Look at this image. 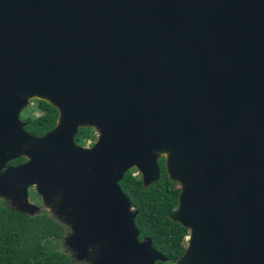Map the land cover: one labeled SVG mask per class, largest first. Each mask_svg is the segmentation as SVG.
<instances>
[{"label": "water", "instance_id": "obj_1", "mask_svg": "<svg viewBox=\"0 0 264 264\" xmlns=\"http://www.w3.org/2000/svg\"><path fill=\"white\" fill-rule=\"evenodd\" d=\"M33 99L59 112L39 137ZM20 157L0 198L65 224L78 263L168 260L120 186L164 157L189 232L173 264H264V0H0V171Z\"/></svg>", "mask_w": 264, "mask_h": 264}, {"label": "trees", "instance_id": "obj_2", "mask_svg": "<svg viewBox=\"0 0 264 264\" xmlns=\"http://www.w3.org/2000/svg\"><path fill=\"white\" fill-rule=\"evenodd\" d=\"M38 102L46 114L31 122L29 130L40 135L54 127L58 112L47 102ZM80 134L82 138L92 137L88 128H82ZM160 166V179L148 187L136 169L124 175L120 186L139 211L135 218L139 238L151 237L154 247L168 259L156 264H173L184 253L189 232L169 218L177 206L180 188L169 179L163 161ZM68 232V227L47 210L30 215L0 201V264H79L70 251L57 247L56 242Z\"/></svg>", "mask_w": 264, "mask_h": 264}, {"label": "flooded vegetation", "instance_id": "obj_3", "mask_svg": "<svg viewBox=\"0 0 264 264\" xmlns=\"http://www.w3.org/2000/svg\"><path fill=\"white\" fill-rule=\"evenodd\" d=\"M38 101H39L38 99L31 100L30 103H29V105H28L30 107L29 108V111H27V113L25 115H22V113H23L22 112L20 114V119L25 123V130L27 132H29V133H31V134L39 137V136L44 135L48 131L45 132L44 134L38 135V134H35L34 132H32L31 130H29L30 129L31 122H33V121L34 122H38V120L39 119H43L45 117V114H46V111L44 109H41L39 107V102ZM57 112H58V110H57ZM58 115H59V112H58ZM57 119H58V116H57ZM57 119H56V123H57ZM56 123H55V125H56ZM85 128H88L89 131H92V133H93L92 137H90V138H82V136L80 134V130L82 128H80L79 131H78V133H77V135H76V137H75V142H76V144H78L80 146H83L85 148H90V147H92L95 144V142L97 140L98 133H97V131L94 128H91V127H85ZM26 161H27V158L20 157L18 159H14V160L8 162L7 165L0 171V174L3 173L8 167H18V166L24 164ZM162 161H163L164 166H165V158L164 157H162V158L159 159V166L161 165V162ZM160 169H161V166H160ZM161 173H162V170H161ZM28 194H29V201L31 203L36 204L38 206H41L42 205L41 198L36 193V190H35L34 187H30L28 189ZM0 201H4L8 206H10V207H12L14 209V207L11 205V202L9 200L0 198Z\"/></svg>", "mask_w": 264, "mask_h": 264}, {"label": "rangeland", "instance_id": "obj_4", "mask_svg": "<svg viewBox=\"0 0 264 264\" xmlns=\"http://www.w3.org/2000/svg\"><path fill=\"white\" fill-rule=\"evenodd\" d=\"M29 106L23 111V113H22V115H25L26 113H27V111H29ZM37 112V111H36ZM92 135H93V133H92ZM56 244H57V247L59 248V249H61V250H67L66 249V247H64V245H63V239L61 240V241H57L56 242ZM79 264H83V263H79Z\"/></svg>", "mask_w": 264, "mask_h": 264}]
</instances>
